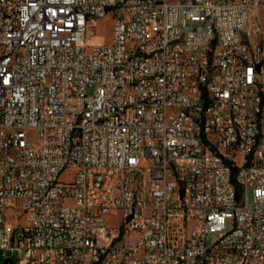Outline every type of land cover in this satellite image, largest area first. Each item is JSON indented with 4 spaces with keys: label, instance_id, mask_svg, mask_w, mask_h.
<instances>
[{
    "label": "built area",
    "instance_id": "obj_1",
    "mask_svg": "<svg viewBox=\"0 0 264 264\" xmlns=\"http://www.w3.org/2000/svg\"><path fill=\"white\" fill-rule=\"evenodd\" d=\"M8 259L264 264V0H0Z\"/></svg>",
    "mask_w": 264,
    "mask_h": 264
},
{
    "label": "rangeland",
    "instance_id": "obj_2",
    "mask_svg": "<svg viewBox=\"0 0 264 264\" xmlns=\"http://www.w3.org/2000/svg\"><path fill=\"white\" fill-rule=\"evenodd\" d=\"M94 36H90L87 38V43L90 46H97V45H103V44H109L112 42L113 39V22L110 17H106L104 19L98 20L96 23V28L94 32ZM63 179H66V176L63 177ZM248 203L253 204V195L250 192L248 194ZM118 214L113 213L111 215L110 222L111 224L116 225L117 224V219ZM214 237L209 239V241H212ZM18 264V263H15Z\"/></svg>",
    "mask_w": 264,
    "mask_h": 264
},
{
    "label": "trees",
    "instance_id": "obj_3",
    "mask_svg": "<svg viewBox=\"0 0 264 264\" xmlns=\"http://www.w3.org/2000/svg\"><path fill=\"white\" fill-rule=\"evenodd\" d=\"M234 181H235V179H234ZM241 195H242V188L240 186H237V196H238V198H240ZM13 264H15V263H13Z\"/></svg>",
    "mask_w": 264,
    "mask_h": 264
},
{
    "label": "water",
    "instance_id": "obj_4",
    "mask_svg": "<svg viewBox=\"0 0 264 264\" xmlns=\"http://www.w3.org/2000/svg\"><path fill=\"white\" fill-rule=\"evenodd\" d=\"M4 264H12V262H11L10 259H8V260H6V261L4 262Z\"/></svg>",
    "mask_w": 264,
    "mask_h": 264
}]
</instances>
